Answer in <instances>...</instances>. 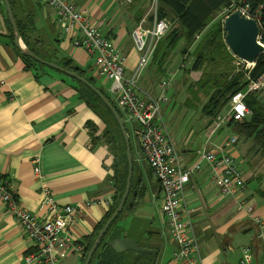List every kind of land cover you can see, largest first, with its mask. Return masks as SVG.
<instances>
[{
  "label": "crops",
  "instance_id": "crops-1",
  "mask_svg": "<svg viewBox=\"0 0 264 264\" xmlns=\"http://www.w3.org/2000/svg\"><path fill=\"white\" fill-rule=\"evenodd\" d=\"M70 1L79 11L86 10L101 26V31L116 42L118 50L127 56L126 74H130L139 58L133 32L145 19L148 21L145 25L149 26L153 0L150 5V0ZM12 2L15 19L23 26V34L32 42L36 54L85 78L105 96L109 91L116 102L111 88L106 89V94L97 86L96 81L101 80L104 85L107 80L96 74L95 58L82 48L74 47L73 34L66 33L57 22L54 8L39 0ZM7 19V11L0 6V180L13 193L18 205L40 219L47 214L42 206L45 191H49L60 206H81L71 231L73 245L64 252L60 264H85L84 252L78 253L75 246L81 244L82 250L85 249L88 239L113 205L116 194L114 162L120 156L114 152L119 144L93 143L90 124L97 127V135L103 137L106 131L100 112L103 110L101 102L92 108L86 101L91 97L85 92L88 86L58 69L41 63V67L28 68L23 55L16 49L15 40H11L14 31ZM22 43L27 45L23 39ZM45 43L50 46V52L45 50ZM68 62H71V68H68ZM74 67L82 69L83 75L74 71ZM140 88L154 92L144 84H140ZM124 118L133 160V193L116 227L129 233L125 238L137 244L141 242L145 247L138 246L150 251L119 254H155L154 264H182L173 258L177 244L162 212L164 193L161 183L141 152L135 134L137 124L126 123ZM128 124L134 128L133 137L139 148L137 155L132 152L130 138L133 131L130 132ZM172 135L183 161L193 163L206 137L196 143L197 136L185 137L179 142ZM228 137L229 133L223 137L216 135L210 149L223 151ZM230 153L236 158L241 156L236 146ZM244 175L250 179L246 172ZM261 191H249L247 187L240 196L223 197L211 183L209 165L203 164L202 171L185 190L187 205L193 211L201 264H241L245 248L250 249L251 264H264V249L258 240L264 229L257 224L258 218L264 220ZM99 199H102L100 205L86 206ZM250 207L253 208L252 216L247 210ZM35 250V242L28 238L8 207L0 202V264H28L26 258Z\"/></svg>",
  "mask_w": 264,
  "mask_h": 264
},
{
  "label": "built area",
  "instance_id": "built-area-1",
  "mask_svg": "<svg viewBox=\"0 0 264 264\" xmlns=\"http://www.w3.org/2000/svg\"><path fill=\"white\" fill-rule=\"evenodd\" d=\"M57 12V22L62 24L66 33H72L74 47L82 48L90 57L95 58L94 70L96 74L112 82L111 91L119 108L123 111L126 123H136V138L143 156L161 183L164 193L162 212L169 227L170 235L177 244L173 254L174 260L182 264H201L200 246L195 234L192 219L193 211L186 202V186L202 169L206 161L211 167L210 179L223 197H237L246 189L244 171L236 164L230 151L219 155V151L206 150L200 152L199 158L188 169H184L176 151L175 144L169 136L166 122L162 113V103L167 101L166 92L174 78L168 74L159 85L160 95L154 96L140 88V80L155 54L157 44L167 34L170 24L159 19V1L153 0L150 7L152 20L149 26L146 19L133 32L138 61L130 74H126L127 56L122 54L114 40L107 37L86 10L79 11L70 0H39ZM262 6L252 12L249 5L239 9L248 18L260 23ZM228 16V15H227ZM238 65L246 63L240 59ZM250 68L254 65L247 63ZM251 90L262 88L264 80L250 85ZM245 93H237L230 101V112L227 116H219L209 129L210 138L223 124L235 121L242 122L250 114L244 102ZM225 141L223 147L235 148L237 136ZM42 202L47 210L44 218L40 219L34 213L23 209L17 204L15 196L9 191L5 183L0 180V202L8 207L28 238L35 242L36 250L26 258L28 264H59L64 257V251L73 245L72 229L76 225L75 214L82 207L60 206L49 191H45ZM102 199L93 200L86 206H95L102 203ZM249 213L253 208L247 209ZM264 229V220H257ZM264 249V232L258 235ZM78 253L82 250L77 248ZM81 253V252H80ZM245 256L241 264H251L249 248L244 249Z\"/></svg>",
  "mask_w": 264,
  "mask_h": 264
},
{
  "label": "trees",
  "instance_id": "trees-1",
  "mask_svg": "<svg viewBox=\"0 0 264 264\" xmlns=\"http://www.w3.org/2000/svg\"><path fill=\"white\" fill-rule=\"evenodd\" d=\"M9 1L13 9V2L12 0ZM158 1L159 19L166 20L171 27L167 34L159 41L155 54L149 66L152 65V67L156 68L159 72H163L164 74L166 66L168 62H170L172 54L180 46V43L182 41H185L183 43V54H181L182 56L184 55L186 59H188L189 57L192 58V62L189 70H185L184 68L181 69L185 71L188 75L192 74L193 72L201 73V76L198 80L191 81L190 86L188 88L191 97L190 99H188L190 101L191 99L195 101H200L199 97L201 94L207 97V102L202 108L203 114L205 113L206 117L209 118V122L206 126V131L212 127L215 120L219 116L225 117L229 114L231 108L230 101L232 97L237 93L244 92V102L248 106L250 114L242 122L230 121L223 125L233 127V131L237 135L232 134V136H237L238 139L240 137L244 141L253 140L254 144L258 146L256 152L264 156V99L261 100L259 96L261 92H264V86L255 90L250 89L251 84L257 83L260 80H264V54L258 57L253 68L245 71L243 70V68H238L235 63L239 60L229 50L225 40L226 33L224 29V20L227 16L218 20L217 22L215 21L219 13L224 10L225 12L227 11V15H229L234 10H236V8H239L241 6L249 5L252 12L256 11L260 6H262L263 8L259 24L260 42L264 45V0H236V2H233L232 0ZM0 6H3L5 8V5L2 0H0ZM7 20L8 25L10 26V29L12 31L13 28L9 22V19ZM16 22L21 34V38L24 40V42H26L27 47L34 52L32 42L28 41L25 33L23 34V26L20 25L17 19ZM11 40L12 42H14V35L11 36ZM16 49L22 55L21 51L17 47ZM23 58L28 64V68H36L37 66H43L32 58L26 57L24 55ZM70 65L71 62H68V68H71ZM73 70L83 75V70L79 67H74ZM165 77H168V73L165 74ZM85 92L91 95V97L87 98L86 101L88 102V104H90L92 108H96V104L99 105L97 102H101L103 106V110H100L101 117L104 123L106 124V131L103 137L102 135H97V127L90 124V126L92 127L93 143L100 144L105 142L107 144H110L114 142L115 144L118 143L119 147L121 148L118 147L117 149L113 144V147L116 148V152H114V154L117 156L120 153V156L115 159L116 161L114 162L115 176L113 180L114 187L116 189V194L113 197V205L109 213L102 220V222H100L95 228L92 237L88 239L87 245L83 250L85 255V259H83L84 263L100 231L103 229L107 221L117 210L125 191L127 177L129 173L126 145L117 120L115 119L113 113L107 108V106L103 103V101L98 97L95 92H93L88 87H85ZM158 92V94H156L155 92L150 93L154 96H159L160 88ZM82 97H84V95H82ZM106 97L116 107V109L120 113V116L124 118L123 112L118 108V105L112 99V97H110L109 95H106ZM188 106L192 107V105L190 104H188ZM223 112H225L224 116L222 115ZM223 125L217 131H215L210 138L205 135L206 138L204 141L203 148L198 151V155L196 156L194 162L199 158L201 151H203L204 149L208 151L211 150L210 146L212 144V139L216 136V133L224 127ZM166 128L169 132L171 140L175 144L173 135L169 130L167 122ZM229 138L230 137H228L227 141L230 140ZM237 144L238 141L234 144V146L237 147ZM175 148L181 159V164L185 170L194 164V162L190 164L185 163L182 159L181 153L176 147V144ZM222 150L223 151H219V155L221 156L227 154L228 151H230L231 149L229 150L227 149V147H224ZM232 157L235 159V162L237 164V158L233 155ZM203 164L209 165V163L204 161L202 163V168ZM209 168L211 173L210 165ZM201 171L202 169L200 170V172ZM194 177L190 183L193 182ZM249 177L250 179L245 178V183L247 187L248 183L252 180V177L250 175ZM211 183L215 186L212 181ZM132 193L133 186L131 188L129 197L125 203V207L129 206ZM260 194L261 197L264 199V191H261ZM125 207L123 211L125 210ZM123 211L119 214L117 219L109 227L104 239L101 241L98 249L95 251L90 264H133L134 262H137V264H154L155 254H132L130 252L119 254L115 252L113 248H111V246L109 245L111 241L118 239L122 234H124V231H119V229L116 227L117 222L120 219V216L122 215ZM126 234L127 236H129V233ZM138 244L141 247H145L139 241ZM136 257L137 259H135Z\"/></svg>",
  "mask_w": 264,
  "mask_h": 264
},
{
  "label": "rangeland",
  "instance_id": "rangeland-1",
  "mask_svg": "<svg viewBox=\"0 0 264 264\" xmlns=\"http://www.w3.org/2000/svg\"><path fill=\"white\" fill-rule=\"evenodd\" d=\"M232 1L236 2V0ZM150 3L151 0L149 1V5ZM227 13L228 12H225V10L219 13L215 21L217 22L218 20L225 18L227 16ZM183 46L184 44L182 46L180 45L174 51L171 56L170 62H168L166 66L164 74L163 72H159L156 68H152V66L149 69V66V71L148 69L146 70V72L142 76L143 78H141L140 80V84H144L145 88L158 94L160 82L165 78V74L172 73L174 75V78L172 79L169 89L166 92L167 101L162 103V113L165 117L171 134H174L179 142H181V140L185 137L197 136L196 143H200L205 138L204 134H206L207 136L209 133V130L206 131V126L209 122V118H207L205 113L203 114L202 112V108L207 102V97L201 94L199 97L200 101H195L192 99L191 101L189 100L191 97L188 90L190 83L191 81L198 80L201 76V73L193 72V74L188 75L181 69L184 68L185 70H189L192 61V58L189 57L190 59H186L184 55L182 56V50L184 48ZM44 47L47 52L51 51V48L48 44L45 43ZM235 64L238 68H243L244 71L250 68L247 63H241L240 65H238L236 61ZM151 69L152 72H150ZM96 84L104 92H106V89L108 91V89H110L112 86V82L109 81H106L104 85H102L103 81L99 80L96 81ZM108 94L110 97H112L109 91ZM259 96L260 99L263 100L264 92H261ZM186 102L192 105V107L188 106ZM222 115L224 116L225 112H223ZM223 126L224 127L216 133L217 136L223 137L225 135H228V133L229 137H232V134L237 135L233 131V127L226 125ZM127 127L130 129V132L131 130L133 131L130 138L131 147L133 154L137 155L139 153V148L137 146V140L133 137L134 128L131 124H128ZM257 147L258 146L254 144L253 140L244 141L240 137L238 139L237 150L241 153V156L237 158V164L242 171L246 172V177H248L249 175L252 177V180L248 183L249 191H264V156L256 152ZM250 216H252V214H250ZM257 220H259V218ZM122 224H124V222H121V225ZM125 237L126 234L124 233L119 238ZM78 246L79 245H76L75 249ZM80 246L82 247V245ZM67 249L64 252H66ZM80 252H83V250H81Z\"/></svg>",
  "mask_w": 264,
  "mask_h": 264
},
{
  "label": "water",
  "instance_id": "water-1",
  "mask_svg": "<svg viewBox=\"0 0 264 264\" xmlns=\"http://www.w3.org/2000/svg\"><path fill=\"white\" fill-rule=\"evenodd\" d=\"M5 9L7 11L9 22L13 28L14 36H15V44L18 47V49L21 51L22 55L32 58L36 60L37 62L53 67L55 69H58L78 80L86 84L91 90H93L100 98L101 100L106 104V106L111 110L114 117L116 118L121 131L123 133L126 146H127V158H128V164H129V173L127 177L126 187L123 194V197L119 203V206L115 213L112 215V217L107 221L103 229L100 231L99 235L97 236L91 250L89 251L87 258L85 260V264H90L92 257L95 253V251L98 249L101 241L104 239L109 227L112 225V223L117 219L119 214L123 211L125 203L129 197L130 191H131V184H132V178H133V160L132 155L130 151V142H129V136L125 127V124L123 122L122 117L120 116L117 109L114 107V105L110 102V100L102 94L94 85H92L90 82H88L85 78L79 76L73 71L67 70L57 64L50 63L48 61L43 60L38 55H36L33 51H31L27 45L22 43L21 34L19 31V28L17 26V22L12 10V6L9 0H2ZM224 29H225V40L226 44L228 45L229 50L232 52L234 56H236L238 59L249 63L251 65H255L258 57L262 54H264V45L260 42V24L252 19L248 18L241 10L236 9L232 13H230L224 20ZM111 248L117 253H122L126 251H133V252H148L150 250L141 248L138 246L136 241L130 239V238H120L116 239L114 241H111L109 243Z\"/></svg>",
  "mask_w": 264,
  "mask_h": 264
}]
</instances>
